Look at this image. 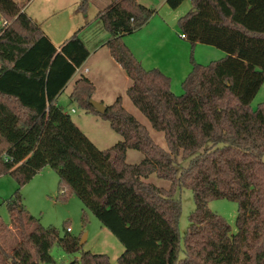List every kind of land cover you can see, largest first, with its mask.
I'll return each instance as SVG.
<instances>
[{
	"label": "trees",
	"instance_id": "obj_1",
	"mask_svg": "<svg viewBox=\"0 0 264 264\" xmlns=\"http://www.w3.org/2000/svg\"><path fill=\"white\" fill-rule=\"evenodd\" d=\"M191 1L178 20L191 51L200 43L225 55L204 64L191 54L180 94L169 75L144 68L123 41L156 10L113 0L98 14L110 54L131 79L127 95L167 144H157L121 97L98 113L90 103L95 85L80 76L71 101L123 137L100 149L58 103L90 55L86 43L76 33L58 50L25 12L28 0H0V175L18 185L6 200L14 230L0 219V264H54L55 244L80 253L76 264H111L108 254L84 250L81 235L24 216L21 188L47 166L59 177L57 198L78 196L123 244L118 264H264V102L251 106L264 83V0ZM128 149L144 159L128 163ZM153 174L170 187L149 182ZM179 188L192 190L195 201L183 237ZM218 198L238 204L234 233L208 206Z\"/></svg>",
	"mask_w": 264,
	"mask_h": 264
},
{
	"label": "rangeland",
	"instance_id": "obj_2",
	"mask_svg": "<svg viewBox=\"0 0 264 264\" xmlns=\"http://www.w3.org/2000/svg\"><path fill=\"white\" fill-rule=\"evenodd\" d=\"M138 1L156 11L140 29L123 36V41L131 42V47L136 52L134 55L138 56L137 59L146 69L156 68L157 64L152 63L151 58H146L142 61L141 58H144L146 54L142 48L141 50L136 49L134 44L140 46L144 44L143 48L147 52L156 55L154 57L158 60H161V55L165 56L171 53L179 55L176 71L172 75L171 87L177 94L182 93L181 82L187 76L185 67L188 66V59H184V57L187 58V52L189 59L191 58L190 55L193 54L195 60L204 64L218 60L225 55V52L221 49L205 44H200L198 50L191 51L190 44L186 40H182V32L178 20L180 16L187 14L192 9L191 0H184L177 8H172L166 0ZM82 2L83 0H28L25 9L29 16L41 24L43 30L49 34L57 46L77 33L91 50L94 46H97L100 40L109 35L98 14L110 5H108L110 0H87L84 10L80 8ZM183 41L188 43L186 47H189L190 50L184 49L182 55L176 49V44H182ZM183 59L186 65H183ZM84 67H80V71L75 74L76 77L80 75ZM124 75L101 76L97 81L98 88L95 90L92 99L102 102L98 98L103 96L104 100L102 103L107 106V104H111L115 100L114 98L121 96L124 107L148 128L158 145L167 148L164 133L152 127L148 118L133 104L127 95L126 87L129 86V79L126 85ZM74 80L75 77L58 98V103L62 105L64 112L71 116L73 121L100 149L109 148L123 140V137L112 129L107 120L95 114H87L70 100L69 95L73 88ZM261 102H264V83L252 100L251 106L256 108ZM143 159V152L136 149H128V163H139ZM180 161L182 165H187L189 162L181 159ZM58 181L57 172L47 166L22 186L24 216L26 218H38L44 226H55L62 235L68 227L71 229L72 235H81V239L85 235L84 250L108 254L111 264H118L117 258L125 249L123 244L112 232L101 225V222L92 211L85 208L78 196L71 194L66 199L57 198ZM148 181L162 188L170 187L169 181L160 179L155 174L151 175ZM17 187V181L10 174L0 175V219L7 225L11 223V214L6 205V200L13 195ZM176 198L181 201L182 205L179 229L183 237L190 225L189 216L195 209L194 195L190 189L179 188L176 192ZM208 206L212 211L223 216L228 221L233 233L237 231V202L226 198H218L210 200ZM9 242H11V239H9ZM51 254L56 260L54 264H76V259L80 258V253L69 254L57 244L52 247Z\"/></svg>",
	"mask_w": 264,
	"mask_h": 264
},
{
	"label": "crops",
	"instance_id": "obj_3",
	"mask_svg": "<svg viewBox=\"0 0 264 264\" xmlns=\"http://www.w3.org/2000/svg\"><path fill=\"white\" fill-rule=\"evenodd\" d=\"M25 1V0H24ZM113 2V0H110V2L108 3V5L109 4H111ZM166 2H167V0H166ZM26 8V7H25ZM25 12H26V9H25ZM27 13V12H26ZM28 14V13H27ZM31 17V16H30ZM181 17V16H180ZM32 18V17H31ZM33 19V18H32ZM34 20V19H33ZM34 21H36V20H34ZM37 22V21H36ZM40 26H41V24H39ZM42 27V26H41ZM48 36H49V34H47ZM50 37V36H49ZM72 36H70L69 38H67L66 40H68V39H70ZM181 38H182V40H186L185 38H184V36H183V34H182V36H181ZM50 39H51V41L53 42V40H52V38L50 37ZM108 39H109V35L107 36H105V38L104 39H102V40H100L99 42H98V44H97V46H94L91 50H90V55H89V57L87 58V60L82 64V66H85L84 67V69L83 70H81V73H80V75L78 76V77H76L75 75L72 77V79L75 77V80H74V83H73V87H74V84H75V82H76V80L80 77V76H85V77H87V78H89L92 82H93V84L95 85V90H97V88H98V79L101 77V76H103V75H111V76H114V75H117V74H120V76H123V74H125L124 76H125V83H126V85L128 84V79H129V86L131 85V79L129 78V76L127 75V73L125 72V70L123 69V67L112 57V55L110 54V51H109V49H108V47L106 46V42L108 41ZM66 40H64L59 46H57L54 42V45L58 48V50H60V47H61V45L66 41ZM131 41V40H130ZM186 42H188L187 40H186ZM125 43L130 47V49L132 50V52L133 53H136V52H134V50L132 49L133 47H131V42H127V41H125ZM189 43V42H188ZM188 43H184V41H183V43L182 44H176V49H178L179 51L178 52H180V54L182 53V55H183V52L182 51H184V49H186L187 51H189L190 50V46L191 45H189V47H186V44H188ZM190 44V43H189ZM134 46H136V49H139V50H141V48H142V50H143V52L146 54H143V55H145L144 56V58L142 57L141 59H142V61L144 60V59H146V58H151L152 59V63H156L157 64V66L156 67H158L159 69H161L163 72H165L167 75H169L170 77H171V87H172V75H173V73H175V71H176V67H177V64H178V62H179V58H178V56L176 55V53L175 54H168V55H165V56H163V55H161L160 57H161V60H158V59H156L154 56H156V55H153L152 53H150V52H147L144 48H143V46H144V44H141V46L140 45H136V44H134ZM188 46V45H187ZM199 46H200V43H198L197 45H196V47H195V49L196 50H198L199 49ZM189 48V49H188ZM185 50V51H186ZM142 54V53H141ZM185 56H186V53H185ZM138 57V56H137ZM141 57V56H140ZM184 59L186 60V59H188V63H187V67H185V74L187 73H189L190 72V70H191V68H192V64H191V61H190V59L188 58V52H187V58H185L184 57ZM184 59H183V65H186V62L184 61ZM158 60V61H157ZM81 66V67H82ZM124 72V73H123ZM184 77V76H183ZM182 77V78H183ZM71 79V80H72ZM70 80V81H71ZM70 81L68 82V84L70 83ZM68 84H67V86H68ZM67 86L65 87V89L67 88ZM129 86H127L126 87V91H127V89H128V87ZM65 89H64V91H65ZM72 90H73V88H72ZM72 90L70 91V94H71V92H72ZM63 91V92H64ZM62 92V93H63ZM61 93V94H62ZM177 93V92H176ZM60 94V95H61ZM70 96V95H69ZM118 97H121V96H117L116 98H114L115 100L118 98ZM99 100H101L102 102H103V96H101L100 98H98ZM71 100V99H70ZM114 100V101H115ZM113 101V102H114ZM112 102V103H113ZM111 103V104H112ZM60 104V103H59ZM61 105V104H60ZM107 105H110V104H107ZM62 106V105H61ZM71 110H73V108H71ZM75 112V111H74ZM87 114H91V113H87ZM12 227V225H11V223L10 224H8V228L9 229H11V230H14V229H12L11 228ZM11 233H12V231H11Z\"/></svg>",
	"mask_w": 264,
	"mask_h": 264
},
{
	"label": "water",
	"instance_id": "obj_4",
	"mask_svg": "<svg viewBox=\"0 0 264 264\" xmlns=\"http://www.w3.org/2000/svg\"><path fill=\"white\" fill-rule=\"evenodd\" d=\"M90 103L98 113L103 114L106 111L107 106H105L102 102L96 101L95 99H90ZM84 243H85V235L81 239V244Z\"/></svg>",
	"mask_w": 264,
	"mask_h": 264
},
{
	"label": "built area",
	"instance_id": "obj_5",
	"mask_svg": "<svg viewBox=\"0 0 264 264\" xmlns=\"http://www.w3.org/2000/svg\"><path fill=\"white\" fill-rule=\"evenodd\" d=\"M77 71H80V67L77 69ZM72 111L74 112L75 110L73 109ZM67 230L70 231L71 229L68 227Z\"/></svg>",
	"mask_w": 264,
	"mask_h": 264
}]
</instances>
